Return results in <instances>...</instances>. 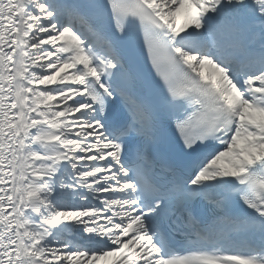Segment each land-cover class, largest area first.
Segmentation results:
<instances>
[{
    "label": "snow or ice",
    "instance_id": "snow-or-ice-1",
    "mask_svg": "<svg viewBox=\"0 0 264 264\" xmlns=\"http://www.w3.org/2000/svg\"><path fill=\"white\" fill-rule=\"evenodd\" d=\"M0 264H264V0H0Z\"/></svg>",
    "mask_w": 264,
    "mask_h": 264
}]
</instances>
